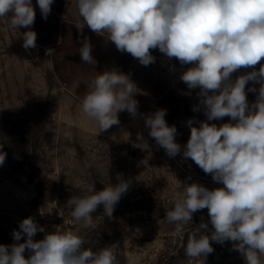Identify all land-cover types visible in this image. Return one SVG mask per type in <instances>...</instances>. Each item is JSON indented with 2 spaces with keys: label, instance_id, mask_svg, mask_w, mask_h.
I'll use <instances>...</instances> for the list:
<instances>
[{
  "label": "clouds",
  "instance_id": "9594fccd",
  "mask_svg": "<svg viewBox=\"0 0 264 264\" xmlns=\"http://www.w3.org/2000/svg\"><path fill=\"white\" fill-rule=\"evenodd\" d=\"M83 23L75 27L82 33L85 25L94 33H104L121 53L127 52L143 66L155 62L158 49L180 65L192 67L182 71L180 80L189 90L199 89V104L205 121L187 120L190 137L182 147L176 142L177 129L165 120L166 109L145 116L149 136L169 157L182 151V159H191L210 174L222 187L208 189L200 183L183 185L175 196L172 210L165 219L175 225L177 234L188 233L185 257L189 264H205L214 249L210 241L233 242L245 264H264V0H76ZM54 0H37L42 18L47 20ZM9 17V26L28 29L23 32L22 47H37V33L32 30L35 10L32 0H0V17ZM87 37L79 48L81 60L96 61ZM54 49L45 50L50 56ZM260 64L259 70L255 66ZM241 68L252 71L232 74ZM249 92L257 93L249 103ZM259 84L257 89L254 85ZM136 86L130 77L112 70L97 75L82 99V110L97 122L99 132L118 124V113L136 116ZM191 94V91L187 93ZM230 117L231 122L217 126L209 121ZM196 123L199 126H194ZM2 147V146H0ZM142 150L148 151L144 142ZM6 153L0 151V165ZM129 187L122 181L100 191L89 190L71 196L67 205L71 215L84 227L93 223V213L103 205L104 215L111 218L115 206ZM208 210V223L187 228L193 214ZM37 232H45L34 218L19 223L12 235L15 243L0 245V264H117L116 244L98 251L85 248V239L71 231L56 230L34 240ZM22 236L27 239L20 243ZM26 249L29 255L25 258ZM131 264V262H130Z\"/></svg>",
  "mask_w": 264,
  "mask_h": 264
},
{
  "label": "rangeland",
  "instance_id": "374dc122",
  "mask_svg": "<svg viewBox=\"0 0 264 264\" xmlns=\"http://www.w3.org/2000/svg\"><path fill=\"white\" fill-rule=\"evenodd\" d=\"M32 4V30L37 33V49L32 58H21L8 49L12 40L23 38L22 33L28 29L11 28L9 17H0V136L12 143L19 158L39 165L47 176L76 188V196L92 190L95 180L106 187L127 181L129 187L120 199V215L108 219L101 205L92 214V225L84 227L72 217L69 198L61 203L46 198L35 200L36 190L26 180L30 163L15 171L5 160L0 165L3 245L15 243L13 231L19 230L23 219L32 217L45 228V232H37L34 240L56 230L71 231L81 235L88 248L90 235L105 232L109 234L108 246L116 244L117 264H189L183 247L188 233L177 234L175 225L165 219L166 212L172 210L175 196L183 192L185 184L200 183L210 190L223 185L214 182L190 158L182 159V151L169 157L149 136L145 116L162 109L159 101L170 88L184 96L192 108L199 104V89L189 90L180 80L182 71L192 65L182 66L156 49L152 53L155 62L143 66L131 54L118 51L106 34L94 33L86 25L81 33L75 27L83 23L76 0H54L47 20L42 18L37 0H32ZM85 37L92 46L95 65L81 60L79 48ZM48 48L54 49L50 56L45 55ZM170 65L173 73L169 72ZM259 68L257 64L255 69ZM112 70L128 75L134 82L138 112L136 116L126 110L119 112V123L99 132L97 122L84 114L82 99L97 75ZM250 71L252 68H241L232 74V79ZM254 86L259 88V84ZM250 87L251 81L245 88L251 104L257 93L249 92ZM196 115L197 121L206 120L202 107ZM165 120L173 125L166 116ZM227 122H231L230 117L209 121L217 126ZM175 127L176 142L183 150L190 128ZM144 142L149 145L148 151L141 148ZM202 221L208 223V230L202 231L210 235L206 208L195 212L185 229L197 227ZM26 239L22 236L19 242ZM210 243L214 251L205 264H245L240 253L233 250V242ZM24 255L28 257L27 249Z\"/></svg>",
  "mask_w": 264,
  "mask_h": 264
},
{
  "label": "trees",
  "instance_id": "16d2710c",
  "mask_svg": "<svg viewBox=\"0 0 264 264\" xmlns=\"http://www.w3.org/2000/svg\"><path fill=\"white\" fill-rule=\"evenodd\" d=\"M23 38L18 37L12 40L9 45V51L16 54L21 58H32L36 52V49H31L26 51L22 47ZM156 49L151 50L152 53ZM159 106L162 109H166V118L180 130H185L187 125V120L190 118H195L197 121L196 112L193 111L188 100L180 95L176 94L172 88L166 90L159 101ZM0 151L6 153V162L12 168V170L19 171L23 168L26 163H30L24 158H19L14 154V149L12 143L2 136H0ZM26 180L28 183L32 184L36 190L37 196L35 200L39 198H46L48 200H56L61 203L65 199L70 198L71 196H76V188H73L69 185H66L62 181H58L54 178H51L42 172V169L39 165L29 164V170L26 173ZM105 186L100 180H95L93 189L96 191L102 190ZM120 201L115 206L112 217L108 219H113L120 215ZM4 234L0 232V245L5 243ZM108 237L109 234L103 232L101 234L93 233L89 238V247L93 251H98L101 248L108 246ZM158 264H161L160 262Z\"/></svg>",
  "mask_w": 264,
  "mask_h": 264
},
{
  "label": "built area",
  "instance_id": "2783aa9c",
  "mask_svg": "<svg viewBox=\"0 0 264 264\" xmlns=\"http://www.w3.org/2000/svg\"><path fill=\"white\" fill-rule=\"evenodd\" d=\"M169 72H170V73H173V72H174V68H173V66H171V65H170V67H169Z\"/></svg>",
  "mask_w": 264,
  "mask_h": 264
}]
</instances>
